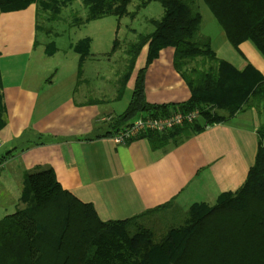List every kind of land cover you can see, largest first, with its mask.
Here are the masks:
<instances>
[{"label":"trees","instance_id":"obj_1","mask_svg":"<svg viewBox=\"0 0 264 264\" xmlns=\"http://www.w3.org/2000/svg\"><path fill=\"white\" fill-rule=\"evenodd\" d=\"M196 1L80 0L83 16L68 24L62 21V13L78 11L72 9L75 0H0V13L35 5L36 36L48 40L44 54L52 56L58 51L55 40L63 25L81 26L107 17L132 21L150 3L159 4L161 16L146 20L149 30H129L133 40L112 42L108 55L120 52L122 59L114 95L85 102L120 101L136 59L146 49L144 66L135 72L129 103L122 113L110 117L105 137L117 135L141 113L157 118L196 110L205 126L224 123L253 109L264 116V77L251 65L239 72L218 59L209 37L196 41L202 21ZM200 1L236 52L240 44L249 41L264 57V0ZM131 4L132 11L128 9ZM69 48L78 55L76 77L80 83L89 40ZM168 48L173 50L172 65L187 87L189 99L177 104H148L144 99L146 69ZM5 124L0 81V130ZM204 127L194 122L145 136L152 148L159 149L170 141L182 142ZM257 137L253 165L238 190L220 195L212 206L192 205L178 225L158 235L144 228L140 220L169 203L125 220L103 222L91 204L80 202L60 187L51 168L28 172L19 206L0 219V264H264V124L257 129Z\"/></svg>","mask_w":264,"mask_h":264},{"label":"crops","instance_id":"obj_2","mask_svg":"<svg viewBox=\"0 0 264 264\" xmlns=\"http://www.w3.org/2000/svg\"><path fill=\"white\" fill-rule=\"evenodd\" d=\"M153 4L132 21L122 18L129 24L121 27V19L111 21L110 17L81 26L63 25L55 40L58 51L52 56L44 54L48 40L36 36L35 5L0 13V81L6 111V124L0 130V219L19 206L24 175L44 168L52 169L62 189L91 204L103 222L125 220L169 203L140 220L156 235L178 225L192 205L212 206L220 195L242 186L254 162L257 129L264 124V116L254 109L211 126L199 117L195 123L205 126L201 132L159 149L152 148L145 135L123 145L105 137L108 123L102 120L127 107L135 72L144 66L145 48L120 101L85 104L89 99L106 98L107 75L101 73L99 64L110 62L114 54H108L119 33L126 36L135 30L130 23L141 15L146 20L154 18L152 13L161 16V8ZM133 8L131 4L128 9ZM84 39L89 40L84 64L90 66L83 65L80 83L89 87L76 99L78 55L69 46ZM209 39L218 59L239 72L251 65L264 77V57L251 42L240 44L238 53L221 29ZM172 56L171 48L164 49L146 69V103L177 104L189 99Z\"/></svg>","mask_w":264,"mask_h":264},{"label":"rangeland","instance_id":"obj_3","mask_svg":"<svg viewBox=\"0 0 264 264\" xmlns=\"http://www.w3.org/2000/svg\"><path fill=\"white\" fill-rule=\"evenodd\" d=\"M154 6H156V8H161L159 6V4L154 3ZM197 11L200 13L202 21H201V25H200V29L198 34L196 35V41H201L205 38H208L209 36H211L212 34H214L215 30H219V26L216 23L215 19L213 18V16L211 15V13L208 11V9L204 6V4L200 1L197 0L196 4H195ZM73 11L74 10H78L73 12L72 14H69V11H63L62 13V21L65 24L70 23L71 21H73L75 18H79L83 15V11H81V5L80 3H75L72 7ZM151 15H153V17L156 19L159 16H156L155 13H152ZM111 21H113V17H110ZM131 21V20H130ZM124 24H129V21H126L125 19H122L119 21V25L120 27ZM131 27L134 28L137 32H146L147 30H149L148 25L146 23V18L141 15L139 17V19L133 23H130ZM56 25V24H55ZM59 26V24L57 25ZM215 29V30H214ZM60 30V28H59ZM56 31V30H55ZM59 31H57L58 33ZM40 36V35H39ZM68 38H70L71 40L76 39V36L71 37L69 36ZM134 36H132L131 34L123 36L121 33L118 34V40L124 44V43H128L129 41L133 40ZM67 40L64 39V42H66ZM58 45V44H57ZM59 48H60V43H59ZM122 46V45H121ZM140 60V59H139ZM122 59H121V55L120 52L114 54L111 57V60L108 64H104V63H100L99 67H101V73L103 72L105 75H107V78L105 80L107 84V87L105 88L107 91V93H105V95H107L106 97H109L112 94V90H113V86L116 82V75L121 72L122 70ZM137 65L140 64V61H137L136 63ZM105 65V66H104ZM90 66L89 64L87 65L86 63L84 64V67H88ZM88 75L85 72V77H87ZM83 76L82 79L83 80ZM110 84V85H109ZM89 86H86L84 83H80L78 89H77V94H76V99L80 98L79 96L81 95V93L85 90H87ZM92 97H97L100 98L101 96L98 94H94L92 95ZM112 97V96H110ZM107 123V122H104ZM107 125V124H105ZM104 125V127H105Z\"/></svg>","mask_w":264,"mask_h":264},{"label":"built area","instance_id":"obj_4","mask_svg":"<svg viewBox=\"0 0 264 264\" xmlns=\"http://www.w3.org/2000/svg\"><path fill=\"white\" fill-rule=\"evenodd\" d=\"M200 116L198 111H190L187 113H175L164 117H149L138 115L129 125L122 128L119 133L112 137L115 144L123 145L127 142L149 133L164 134L173 131L184 124L194 123ZM110 117L104 118L103 122H108ZM1 147V142H0Z\"/></svg>","mask_w":264,"mask_h":264}]
</instances>
